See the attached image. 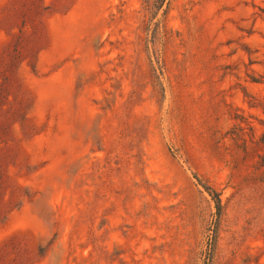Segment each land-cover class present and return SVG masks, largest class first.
<instances>
[{
  "label": "rangeland",
  "instance_id": "374dc122",
  "mask_svg": "<svg viewBox=\"0 0 264 264\" xmlns=\"http://www.w3.org/2000/svg\"><path fill=\"white\" fill-rule=\"evenodd\" d=\"M0 264H264V0H0Z\"/></svg>",
  "mask_w": 264,
  "mask_h": 264
},
{
  "label": "trees",
  "instance_id": "16d2710c",
  "mask_svg": "<svg viewBox=\"0 0 264 264\" xmlns=\"http://www.w3.org/2000/svg\"><path fill=\"white\" fill-rule=\"evenodd\" d=\"M198 180V179H197ZM204 188H209L204 186ZM212 193V198L215 201V208H216V217H218L220 215V210H221V200L219 198L218 193H216L215 191L211 190L210 191ZM215 234H216V227L213 226L212 229L210 230V242L212 243L215 240Z\"/></svg>",
  "mask_w": 264,
  "mask_h": 264
}]
</instances>
